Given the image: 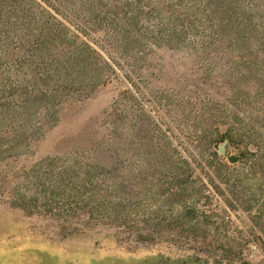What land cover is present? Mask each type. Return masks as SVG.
<instances>
[{"label":"rangeland","instance_id":"obj_1","mask_svg":"<svg viewBox=\"0 0 264 264\" xmlns=\"http://www.w3.org/2000/svg\"><path fill=\"white\" fill-rule=\"evenodd\" d=\"M101 2L96 15L117 32L111 43L81 32L93 15L85 8L68 9L75 25L45 0H0V106L38 107L20 99L23 83L51 57L54 77L43 83L58 90L53 126L0 152V264H264V214L231 212L225 239L220 229H190L176 218L178 200L173 212L162 200L182 160L199 172L217 154L213 165L240 198L264 203V0ZM115 8L117 17L107 10ZM46 23L62 41L40 42ZM122 184L132 197L113 192ZM118 197L148 206L126 224L93 210Z\"/></svg>","mask_w":264,"mask_h":264},{"label":"trees","instance_id":"obj_2","mask_svg":"<svg viewBox=\"0 0 264 264\" xmlns=\"http://www.w3.org/2000/svg\"><path fill=\"white\" fill-rule=\"evenodd\" d=\"M46 3L50 5L52 9L59 10L61 13L66 15L73 16L71 13H74L77 9L78 11L81 8H85L89 11L92 16H89L88 23L79 22L78 25L76 21H78V17L72 18V22L80 27L81 32H85L87 34H94L97 32L102 31L105 33L107 37V42L111 43L114 42L117 38L116 30L106 23V14L100 11V14L96 15L98 11L95 9L98 5H103L101 0H45ZM113 2L114 0H110ZM96 3H98L96 5ZM70 4V5H66ZM108 5L107 3H105ZM113 6H116L112 4ZM70 6V7H69ZM104 6V5H103ZM70 10V12L68 11ZM111 12V15L117 17L119 14L117 9H107ZM135 17L138 14L139 8H136ZM76 11V12H78ZM145 15L151 16V13L145 12ZM81 19V18H80ZM82 20V19H81ZM28 26V25H27ZM100 26V27H99ZM94 28V29H93ZM41 32L45 34V39L40 41L45 45L57 44L58 42L62 41L63 38L60 32H56L49 23H46L45 26L41 29ZM118 40V39H117ZM39 55H41L40 50ZM78 57H73L75 62H78ZM48 60V59H47ZM57 61V60H56ZM55 62L54 58H50L49 61L39 62L40 65L36 64L33 65L32 69L30 67V74L32 79L29 80L30 82L23 83V94L20 99L26 102L30 99H36L38 103V107L34 109H27L25 106V110H21L19 107L11 109H5L2 105L0 109H5L0 111V143L4 141L13 142L14 145L8 147L4 145L0 147L1 150H7L9 152L12 151H19L21 147H19L20 143L26 141L27 139H31L32 137H40L44 134L45 130L51 128L53 125H49V122L53 120L56 115L55 107L53 105L52 100H55V95L58 90L49 88L46 89L47 84L43 82H49L54 77V69L56 67L52 66L51 64ZM19 70H22V66H19ZM32 70V71H31ZM40 81L41 84L38 82ZM17 87V85L15 86ZM14 87V88H15ZM41 104H43L41 106ZM39 110V113L36 116H40L41 120L35 122V124H31V117L34 116L35 112ZM20 117L23 120H20L17 117ZM10 119L7 121V118ZM49 119V120H48ZM7 121V122H6ZM6 122V123H5ZM6 137V138H4ZM12 137L14 140H9L8 138ZM208 165L201 168L199 172H195L187 160H182L185 169L183 172L177 173L176 171H170L168 177L164 180L166 182L167 189L165 190V196L162 197V200L165 203H169L170 205V212H173V206H176L172 200L177 199L180 204L181 211L179 212V216H176L178 220H183L185 224L190 229H197L203 230V233L206 236H212L211 234L214 231L220 229V231L226 233L224 236L225 239L230 238L227 235L229 228L232 226V222L230 220L231 212L241 211L243 214L245 213V209L248 212L253 210L254 214L262 215L264 214V203H258L256 201H247L250 202L249 204L246 203L243 199L240 198L239 187L235 181H232L229 174H223L219 167L223 165L221 163H217L213 165L217 160V154H214L211 159H208ZM220 162V161H218ZM204 165V163H203ZM234 184V185H233ZM236 185V186H235ZM113 191L115 194L119 193L124 194L126 197H132V189L126 185L117 186L114 188ZM88 191V188H86ZM105 197L111 196L112 191L108 189L103 190ZM119 197L114 201V203H110L111 206L108 208L106 207V202L103 200L102 203H95L93 204V210L95 212H105L110 216H113V222L118 223V221H122L123 224H126L131 218H135L138 215L139 209L144 206H148L147 199L142 198L140 201H134L133 198L129 199L128 201L121 202L119 201ZM214 201H218L222 206L220 211L211 210L212 203ZM145 202V203H144ZM92 207V205H91ZM256 207V209H254ZM145 208V207H144ZM146 211V209H144ZM108 220V219H106ZM106 222L105 220L103 221ZM160 222V221H158ZM107 224V223H106ZM183 223V227L185 226ZM104 225V224H103ZM109 225V224H108ZM216 233V232H215ZM164 242H173L175 246L185 251H190L192 253H196V244L193 242H189L188 240H178L176 241H168L166 238ZM197 261L200 259L196 258ZM242 260L237 259L234 264L240 263ZM230 262V261H229ZM42 264V262H40ZM55 264V263H50ZM125 264H133L132 262H126ZM225 264V263H224Z\"/></svg>","mask_w":264,"mask_h":264},{"label":"water","instance_id":"obj_3","mask_svg":"<svg viewBox=\"0 0 264 264\" xmlns=\"http://www.w3.org/2000/svg\"><path fill=\"white\" fill-rule=\"evenodd\" d=\"M237 160H238L237 158H233V157L229 158V161H230L231 163H235Z\"/></svg>","mask_w":264,"mask_h":264},{"label":"crops","instance_id":"obj_4","mask_svg":"<svg viewBox=\"0 0 264 264\" xmlns=\"http://www.w3.org/2000/svg\"><path fill=\"white\" fill-rule=\"evenodd\" d=\"M146 264V263H145ZM148 264V263H147Z\"/></svg>","mask_w":264,"mask_h":264}]
</instances>
